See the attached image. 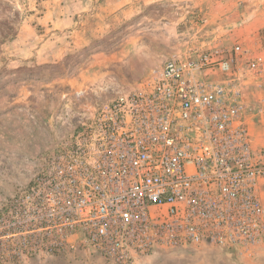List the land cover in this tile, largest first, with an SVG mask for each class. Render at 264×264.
<instances>
[{
    "label": "built area",
    "instance_id": "2783aa9c",
    "mask_svg": "<svg viewBox=\"0 0 264 264\" xmlns=\"http://www.w3.org/2000/svg\"><path fill=\"white\" fill-rule=\"evenodd\" d=\"M234 63L221 50L170 59L83 122L0 207V258L92 249L132 264L159 248L260 242L264 163Z\"/></svg>",
    "mask_w": 264,
    "mask_h": 264
},
{
    "label": "rangeland",
    "instance_id": "374dc122",
    "mask_svg": "<svg viewBox=\"0 0 264 264\" xmlns=\"http://www.w3.org/2000/svg\"><path fill=\"white\" fill-rule=\"evenodd\" d=\"M215 50L235 59L240 120L264 163V0H0V207L105 104L170 59ZM257 195L264 204V173ZM0 264L109 263L87 249ZM132 264H264V238L159 248Z\"/></svg>",
    "mask_w": 264,
    "mask_h": 264
}]
</instances>
